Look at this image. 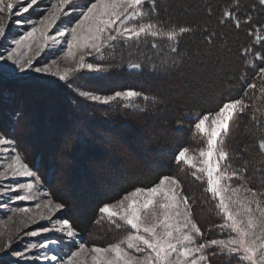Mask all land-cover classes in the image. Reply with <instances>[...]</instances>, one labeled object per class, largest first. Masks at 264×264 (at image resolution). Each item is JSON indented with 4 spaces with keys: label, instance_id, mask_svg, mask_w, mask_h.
Segmentation results:
<instances>
[{
    "label": "trees",
    "instance_id": "trees-1",
    "mask_svg": "<svg viewBox=\"0 0 264 264\" xmlns=\"http://www.w3.org/2000/svg\"><path fill=\"white\" fill-rule=\"evenodd\" d=\"M156 8L148 20L162 22L165 30L185 26L191 31L180 36L178 43L146 36L139 42L117 46L116 55L102 61L108 69L107 76L96 80L105 88L109 84L106 90L135 89L154 96V102L139 99L138 104L145 109L140 111L115 104L108 107L77 103L74 97L71 105L76 107L75 115L70 113L60 123L54 116H29L32 134L24 135L26 141L20 139V152L35 164L49 191L67 205L65 214L73 226L82 237L102 245L116 242L122 230L106 224L98 208L136 187H151L165 175L180 180L183 194L195 202L193 219L207 237L215 235L221 217L216 202L205 192L206 181L193 178L191 169L176 163L175 154L188 146L204 145L201 136L192 139L193 114L213 113L224 101L242 97L254 77L257 87L244 97L249 107L235 119L224 147L232 157L230 163L237 166L241 161L250 185L264 189V154L258 144L264 139V94L260 92L264 81L256 75L264 62L255 59L257 52L264 55V39L257 34L264 23V5L258 0H156ZM144 9L148 11L147 4ZM224 12L236 14L240 27L224 17ZM151 41L159 44L158 49L150 45ZM172 47L177 48L175 53ZM247 48L251 51L245 55L243 50ZM130 57L138 59L142 70L126 66ZM248 61H253L255 67ZM162 64L165 69L152 71L154 65ZM60 90V99L70 92ZM64 104L61 100L57 107L63 109ZM70 130L74 151L65 147ZM77 130L83 136L82 142L77 141ZM63 131L67 136L61 144L65 158L59 150L57 153V148L62 147L59 135ZM41 135H46L51 148L46 150L41 148L43 144L27 141ZM94 136L102 141L91 143ZM213 264L231 263L225 257H216Z\"/></svg>",
    "mask_w": 264,
    "mask_h": 264
},
{
    "label": "snow or ice",
    "instance_id": "snow-or-ice-1",
    "mask_svg": "<svg viewBox=\"0 0 264 264\" xmlns=\"http://www.w3.org/2000/svg\"><path fill=\"white\" fill-rule=\"evenodd\" d=\"M259 2L264 5V0ZM41 3L50 6L42 9L45 15L38 22L17 20V24L27 25L28 30L23 31L18 38H12L10 46L4 49L6 55H0V61H3L0 73L3 74V79L12 81L32 71L52 75L57 78L58 83L62 82V87L73 93L77 103L83 101L85 104L108 107L115 104L117 107L144 111L135 101L143 99L145 102H154V96L135 89L103 94L80 88L71 81L81 73H87V78L94 80L102 79L107 74L108 69L103 64L87 62L86 57L103 59L117 46L139 42L146 36L164 37L178 43L180 36L191 31L185 26H180L178 30L162 31L160 21L143 22L147 16L157 11L156 0H20L19 4L13 0H7V3L0 0V37L7 38L5 12L10 20L11 14L22 16L34 6L39 8ZM146 4L148 11L144 9ZM223 16L234 21L237 28L240 27L241 22L236 14L224 12ZM65 20L69 21L70 27L51 34L58 23ZM72 20L74 23H71ZM249 22L245 20V23ZM64 40L66 50L61 43ZM33 42L37 43V51L25 59L27 52L32 50ZM55 48L62 50L65 60L74 62V69L57 68L53 71L56 59L50 64L35 65V60L42 53ZM171 51L175 53L177 48L172 47ZM243 51L247 55L251 49ZM255 59L264 62V55L257 52ZM247 63L255 67L253 61ZM128 67L142 70L143 66L135 63ZM165 68L164 64L159 67L154 65L152 71ZM256 75L264 81V67H259ZM241 79L243 82L244 78ZM254 81L255 77L252 83H247L242 97L226 100L214 113H204L196 118L194 129L206 141L205 147L200 148L198 154L190 152L188 148L175 154L176 163L191 169L193 178L206 181L205 192L216 202L215 207L222 217V223L216 227L221 229V236L225 230L230 233L226 239H204L205 234L193 219L195 202H190L189 197L183 194V186L178 178L165 175L151 187H136L125 193L119 201L105 203L98 208L99 216L106 218L112 226L118 229L122 224L130 227L123 239L106 246L93 245L90 249L84 243H79L67 259H60L57 254L52 255L50 261H59V264H89L90 257L91 264H213L216 257H235L241 264H264V191L243 185L233 187L230 182L242 178L246 169L229 171L230 166L226 163L229 153L224 147L233 122L249 107L244 97L249 90L256 89ZM260 92L264 94V87L260 88ZM72 135L70 130L69 142L65 145L69 151L75 150L71 143ZM75 135L77 141L82 142L83 136L79 130ZM6 143V139L0 138V145ZM11 143V159L4 171H0V178L24 177L27 182L0 188V197L32 201L35 199V190L42 183L41 177L32 170L35 164L30 167L22 162L21 154H11L15 151L14 142ZM258 144L259 149L264 151V139ZM34 176L36 178L33 181ZM20 190L23 191L22 195H13ZM35 207L38 211L33 217H29L30 222L44 220L50 223V227L39 228L27 235L35 237L41 233L56 232L60 238L46 239L41 244L29 243L25 246L26 251L36 247L49 249L50 246L71 245L79 240V232L70 220L54 218L56 213L67 207L65 203L54 202L50 198L43 205L36 204ZM45 209L47 216L43 214ZM17 210L24 213L30 211L28 207ZM9 247L10 242L5 244L4 250L7 251ZM16 255L24 258L23 252H17ZM42 255L45 260L49 259L47 255Z\"/></svg>",
    "mask_w": 264,
    "mask_h": 264
},
{
    "label": "rangeland",
    "instance_id": "rangeland-1",
    "mask_svg": "<svg viewBox=\"0 0 264 264\" xmlns=\"http://www.w3.org/2000/svg\"><path fill=\"white\" fill-rule=\"evenodd\" d=\"M13 2L19 4L20 0H13ZM5 3H7V0H5ZM49 6L50 4L41 3L39 8H36L34 6V8L30 10L28 13L23 14L22 16H19V17H17L13 13L11 14L10 20L7 19L8 14L5 12L4 19L7 20V29H6L7 38L0 37V55H6V52L4 51V49L10 46V40L12 38H18L20 34H23V31L28 30L27 25L17 24V20H21V21L31 20L33 21V23H36L39 21V19L43 15H45V12L42 9L49 7ZM147 20H148V17H146L143 22H147ZM71 23H74V20H72ZM65 27H70V23L67 20L59 22L58 26L54 30H52L51 34H54L55 31L63 30ZM161 29L162 31L170 30L167 28H166L167 30H165L162 27ZM257 34L260 38L264 39V23L262 24V27L257 31ZM148 37L149 39H151V36H148ZM158 38L159 37H157V39ZM40 42L42 43L43 41H40ZM61 43H63L64 50H66V40L62 41ZM150 43L152 47L153 45H155V47L158 49L159 44L156 41H151ZM116 50H117V47L114 50L109 51L103 59L96 58L95 60H93L92 57H86V61L93 62V63H101V64H104V66L106 67V64L102 63V61L106 62L108 60H111L112 56L116 55L115 54ZM36 51H37V43L33 42L32 50L30 52H27V55L24 58L27 59L28 56L34 55ZM77 56H79V53H77ZM53 59L57 60V64L52 66L53 71H55L57 68H59L60 70H63L65 68H72V69L75 68L74 62H72L70 59L65 60L63 58L62 50L60 48L46 50L35 60L34 63L36 66H43L45 64H50ZM128 59H130L129 62L125 63L127 67L129 64L138 63L137 58L130 57ZM2 63L3 61H0V64ZM2 76L3 74L0 73V138L6 139L7 143L4 145H0V171H4L5 165L8 162H10V159H11L10 149L13 147V143L11 142H14V145H15V151L12 152L11 154H21L22 162L28 164L31 167L33 165H32L30 158L23 156V154L20 152V146H19L21 142L20 141L21 138L24 139L25 136H29L32 134L30 130L31 120L29 119V116H35V117L36 116H54L56 119V122H59V123L63 122V119L67 118V116L70 115V113L71 114L73 113V115H75L76 113V111L74 110L76 107L71 105L72 99H74V95L71 93V91L69 92L67 88L62 87L61 86L62 82L58 83L57 78L52 75L37 74L34 71H32L26 74H22L21 78L16 81H12L10 79H3ZM106 76L107 74L104 77ZM71 82L78 85L80 88L101 92L103 94H109L111 92L117 91L114 89L106 90L107 86L109 85L106 83H105L106 88L104 86H99L98 84L100 81L87 78V73L79 74ZM60 88L61 89L64 88V90H67L69 92L68 95L66 94L63 98L61 97V99L59 98V96H57V92L60 90ZM103 89L104 91H102ZM61 91L62 90H60V92ZM61 100L65 102V104L63 105L64 106L63 109L57 107ZM138 101L139 100L135 101V103L138 104ZM149 112L150 111L148 110V113ZM202 115L203 113H195L191 116V118L194 120V124L196 122V118ZM7 118H11V119H9L10 122L9 123L6 122V125H5L4 121H6ZM33 118L34 117H32L31 119ZM42 122L44 123L43 120ZM46 122H49V121H46ZM65 123L67 124V120H65ZM233 124L231 126V131H232ZM179 128H186V126H179ZM119 129H117V131ZM65 132L63 131L59 135V137L61 138L60 145L67 138V136H64V134H66ZM192 135H193L192 139L194 140L199 139L198 136L199 137L201 136L198 133H196L195 129ZM45 137L46 135H43V136L41 135V137L39 138L32 136L31 140L33 141L29 140V138L27 139V141L32 145L35 142L36 144L40 143L39 145L43 144L41 148H44L47 150L48 147L49 148L52 147V144H48L47 142L49 141V139L46 140ZM101 137L102 138L104 137L106 139L109 138L110 141L113 140V137L111 136L108 137V135H103ZM63 138L65 139L63 140ZM202 138L204 139L203 146H196L195 148L188 146L185 148H188L190 152L194 154H198L199 149L205 147V144H206L205 138L204 137ZM24 141H26V139H24ZM91 141H92L91 143L97 142L98 144V142L99 141L101 142L102 139L100 137L94 136L92 137ZM58 150L60 151L61 155H63L61 157L65 158L66 156H64L65 154L64 146L61 147V150H60V147H58L57 153L59 152ZM262 153L264 154V151H262ZM231 158L232 157L229 156L230 160ZM237 158L238 160H241L240 156H238ZM229 159L226 161V163L230 166L229 171L243 169L240 163L241 161L238 163L239 165L236 166L230 163ZM183 166L188 168L185 165ZM32 170L36 172V175L41 177V181H42L41 185L38 186L37 189L35 190L34 200L17 201V200H9L8 197H0V264H59V261L51 262L50 257L52 255L59 254L60 259H67V256L71 255V251L75 250L78 247L79 243H84L89 249L93 245H97V246L108 245L106 243H103L102 245L101 243L96 242V241H89L84 236L82 237V235L79 233L80 238L75 244H71V245L61 244L59 246H50L49 249H43V248L36 247V248L28 249L26 251L25 246L29 243L41 244V243H44L46 239H59L60 238L59 234L56 232L41 233L40 235L35 236V237L31 235H27V233L35 231L39 228L50 227V223L44 220H40L37 223L30 222L29 217H33L34 214L38 211L35 205L36 204L43 205V203L50 198L53 199L54 202H60L57 199L55 192L49 191L48 183L46 179L41 175L39 170L37 171V168L35 167H33ZM35 178H36L35 176L32 177V180L34 181ZM17 182H27V178H24V177L0 178V188L10 185V184L14 186L15 183ZM230 183H232L233 187H235L236 185H243V186L252 187L253 189L257 191H264V189H262L261 187H254L253 185H250V183L247 181L246 173H244L242 178L234 179ZM132 190L133 189H131L128 192H131ZM16 194L22 195L23 191L20 190L16 193H13V195H16ZM121 197L114 201H119ZM112 202H109V203H112ZM21 207H28L30 211L27 213L18 211L17 209ZM65 213H66V210L63 209L61 210V212L56 213L54 218L68 219V216ZM43 214L45 216L48 215V212L46 209L44 210ZM100 218L103 221H105L106 224L111 225L106 218L104 217H100ZM221 223H222V217H221V222L219 224ZM120 229L122 230V234H121L122 237L116 240V242L120 241L128 234L130 227L122 224ZM201 231L205 232V230H202V229ZM220 233H221V229L217 228L215 231V235L211 236L213 238L210 237L211 234H209L208 237H207V234H205L204 239L206 240H211L215 238H225L226 239L228 235H230V233H228L226 230L224 231L223 236H221ZM9 242H10V247L7 251H5L4 250L5 244ZM17 252H23L24 258L21 259L20 257H18L16 255ZM42 254L47 255L49 259L45 260ZM227 259L230 260L231 264H241V262L235 257L231 259L229 258ZM89 264H91L90 257H89Z\"/></svg>",
    "mask_w": 264,
    "mask_h": 264
}]
</instances>
